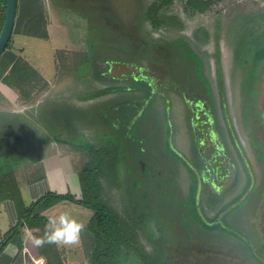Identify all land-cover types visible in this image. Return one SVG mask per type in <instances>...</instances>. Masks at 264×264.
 <instances>
[{"label":"rangeland","instance_id":"rangeland-1","mask_svg":"<svg viewBox=\"0 0 264 264\" xmlns=\"http://www.w3.org/2000/svg\"><path fill=\"white\" fill-rule=\"evenodd\" d=\"M144 1L152 6L148 27L158 37L181 39L207 60L215 107L208 104L209 116H199L203 123L208 118L210 127H204L206 131H202V126L195 130L183 98L174 94L171 115L178 127L174 126L173 132L167 125L164 103L159 99L152 112L148 110L145 115L148 126L141 119L131 136L118 127L110 134L103 128L95 132L86 129L78 138L80 142L73 133L66 136L63 125L56 123L61 120L64 124L59 108L93 103L94 99H87L89 93L109 84L125 87L127 83L93 80L94 65L100 73L106 69V61L101 56L93 64L86 20L78 22L71 10L53 0L48 12V39L28 37L21 48L23 57L19 58L25 64L24 73L17 70L11 74L16 83L10 88L0 86V195L21 198L22 191L23 203L30 204V190L43 184H35L31 189L27 186L45 174L43 160L60 165L63 162L65 168L68 163L78 173L100 151L105 166L96 178L102 197L126 223L127 249L122 255L127 260L125 264H137L141 251L156 255L158 246L162 249L161 257L165 255L164 264H264V0H209L205 10L196 9L188 0ZM82 11L89 17L95 16L84 5ZM201 23L210 27L208 39L200 31L194 38V30ZM98 48L94 51L99 52ZM111 50L114 49L107 46L101 52L107 54ZM218 56L222 57L227 77L225 112L210 69V58ZM37 69H47L46 76ZM137 93L121 89L97 99L115 103V99L133 97L140 102ZM18 114L33 119L26 126L33 128L27 130L29 133H20L19 128L13 127ZM173 139L184 149L202 179L203 215L211 218L222 212V225L239 230L261 261L255 259L242 238L207 229L195 220L202 214L201 209L190 206V172L172 153ZM82 171L76 182L53 175L54 183L59 184V190L54 192L62 193L61 187H66L67 192L74 193V187L81 198ZM250 176L253 187L247 190ZM62 213L74 218L66 209ZM133 218L140 219L141 224ZM84 239L91 255L97 241L90 228L84 232Z\"/></svg>","mask_w":264,"mask_h":264},{"label":"flooded vegetation","instance_id":"flooded-vegetation-1","mask_svg":"<svg viewBox=\"0 0 264 264\" xmlns=\"http://www.w3.org/2000/svg\"><path fill=\"white\" fill-rule=\"evenodd\" d=\"M52 1L53 0H48V3L52 5ZM56 1L57 3H62L63 9L71 10L78 22L82 20V18L86 20L88 25V46L91 51L93 64L101 58V56L104 58L103 60L106 61V69L100 71V73H98V70L95 68L96 65H94L93 80L98 83L110 80L127 83L125 87L122 86V84H109L103 89H99L98 92L89 93L90 96L87 99H94L93 103L92 101L89 104L73 103L68 104L67 107H64L65 109L59 108L62 113L61 117L64 124L60 123L61 120L56 121V123L63 125L66 136L73 133L76 136L75 140L80 142L78 138L86 129L95 132L99 131V128H103L102 130L105 133L110 134V132H114L117 127L123 129V131L129 132V136H131L132 130L135 131L137 129L141 119L146 122L145 115L148 110L152 112L153 107H156V102L159 99L164 103L163 109L167 125L171 127L173 132L174 126H176V128L178 127L177 123H174L172 119L173 116L171 115L173 113L172 106L174 104V94L183 98L188 108L187 110L191 113V120H193V127L195 130L199 128V126H202V131H206L207 128L210 127L207 123L209 119L206 118L205 123H203L199 116V114L205 117L209 116L208 104L215 107L213 82L206 71L207 60L196 55L193 49L188 48V46H185L186 44L184 45L182 43L183 41H181V39H165L158 37L147 24V21L150 19L149 13L152 9L151 5H146L144 0ZM203 1L205 2L207 0ZM83 5L86 8L89 7L90 12H93V15H95L93 18L89 17L88 13L86 14L82 11ZM198 31L204 33L205 39L210 37V27L205 23L203 25L201 23V25L194 30V38L198 37ZM107 46L114 50L110 52L107 51V54L106 52H101V49ZM96 48L99 49V52L94 51ZM210 63L212 64L210 69H213L211 72L217 81L221 108L225 112L227 111V105L225 104V98H227V77L225 78L222 57L218 56L213 58V60L210 58ZM219 63L221 64L223 72V84L221 83L219 75ZM121 89L131 90L132 92L133 90L137 91L136 98L141 101L136 102V100H133V97L118 98L113 100L116 101L115 103L105 98L97 99L107 94L117 93V91ZM95 99L97 101H95ZM54 104L55 103H53V107ZM52 110H50V112H52ZM50 112L47 113L48 118L51 115ZM225 114L229 125L228 115L227 113ZM15 120L17 125L21 127H26L29 122H33L32 118H28L21 114L15 116ZM147 126L148 124L146 122V127ZM31 129L33 128L31 127ZM230 129L232 138H235L233 128L230 127ZM178 130H180V128H178ZM19 132L26 133L27 130L19 129ZM173 140L174 143L171 144L172 153L186 166L188 163L195 170V175L197 177V189L194 194L196 201L195 206L201 209L202 214L200 215L205 217L200 205L203 183L198 169L190 163L183 151L184 149L177 144L176 139ZM234 141L235 145L240 149L241 145L239 146L236 139H234ZM217 164L216 162L213 166L216 167ZM190 177L192 181L191 173ZM191 186L192 182L190 183V190L192 191ZM195 220L197 221V219ZM240 238L250 247L251 243L248 239L245 240V237ZM250 249L252 250L251 247ZM252 252L254 254L253 250Z\"/></svg>","mask_w":264,"mask_h":264},{"label":"crops","instance_id":"crops-1","mask_svg":"<svg viewBox=\"0 0 264 264\" xmlns=\"http://www.w3.org/2000/svg\"><path fill=\"white\" fill-rule=\"evenodd\" d=\"M50 8L51 6L48 0H18L11 45L0 57V86L4 85L10 88V85L4 82L3 79L20 56L23 57L21 48L22 46L24 47V42H26L28 37L34 36L44 41L48 39V12ZM37 70L40 74L44 75L47 72V69H45L46 71L41 69ZM10 80L16 83L15 79L11 77ZM43 164L45 174L40 178L32 180L29 184L27 183V189H31L35 184L44 185L30 190L32 202L46 192L59 190L57 189L59 184L54 183L52 179L53 175L57 177L60 176L61 180L66 178V182L70 179L76 182L79 179V173L82 171L76 173L77 168H70L68 163L65 168V163L62 162L60 165L59 163L51 162L49 159L43 160ZM61 189H63L62 193L67 192L66 187H61ZM72 190L74 194L79 197L74 187ZM78 190L80 191V188H78ZM35 191L38 192L34 194ZM21 195H23L22 191L20 193L21 198L16 197V199L14 196L9 195L0 199V241L16 225L19 219L26 217V208L32 202L30 204L23 203ZM18 201H20V204ZM65 202L68 201L59 202L48 208L35 211L40 216H44L46 221H44V219L35 220V218H33L34 213L28 216L29 218L24 220V226L20 232L19 238L9 242L0 254V264H40L41 261H43V264H92L89 247L86 245L84 239V232L90 228V220L93 216V211L81 204H77V207H75V203L66 204ZM64 209L73 213L74 218L85 225L84 231L82 230L80 233L79 243L72 246H58L55 243H45L42 247H35L31 237H43L49 219L57 218L62 214ZM32 221L35 223H32Z\"/></svg>","mask_w":264,"mask_h":264},{"label":"trees","instance_id":"trees-1","mask_svg":"<svg viewBox=\"0 0 264 264\" xmlns=\"http://www.w3.org/2000/svg\"><path fill=\"white\" fill-rule=\"evenodd\" d=\"M6 2L7 0H0V27H2L5 19V11H6ZM191 5L199 10H205L208 8L210 1H203V0H189L188 1ZM1 29V28H0ZM11 45V40L8 47ZM25 64H21V59H18L14 65L11 67L9 72L4 77V82L12 85L13 82L10 80L11 74L18 70L19 74L23 72L22 68L24 69ZM24 73V72H23ZM219 75L221 79V83L223 84V72L221 64L219 63ZM14 128H21L20 130H32L31 127H21L15 123ZM29 133V131H27ZM105 166V159L103 158V154L100 151L95 153L93 162L86 165L84 170L81 173V181H82V189L83 194L82 197H77L74 193L65 192V193H58L54 191L46 192L45 194L41 195L35 201H33L27 208H26V217L19 219L16 225L2 238L0 241V254L8 245L9 242L13 240H17L20 236V232L24 226V220H27L32 213H34L33 218L35 220H43L46 221L44 216H40L36 210L39 211L41 209L48 208L60 201L68 200L76 204L84 205L93 211V216L90 220V228L94 232V236L96 238V245L92 254L90 255V259L92 264H125L127 260L122 258V255L126 253V237L124 233V228H126V223L122 222L119 215L112 209L110 205H108L101 193V186L97 180V174L102 171V168ZM188 170L192 175V191L189 197L190 204L195 205V191L197 189V177L195 175V170L191 165L187 163ZM248 174H251V171L248 167H246ZM253 179L250 176L248 178L247 183V190L252 188ZM5 194H1L0 198H5ZM222 212H219L214 217L208 218L203 217L200 214L197 215V221L202 224L207 229H219L226 233L243 237L241 232L231 225H222L221 215ZM144 216V215H142ZM143 218V217H142ZM224 218V217H223ZM134 219V218H133ZM134 221H136L134 219ZM31 222V221H30ZM140 223V219L136 221ZM32 223H35L32 221ZM191 238V236H190ZM158 241V240H156ZM158 245L160 244L159 241L156 242ZM162 249L158 246L156 255L150 256L145 251H141V254L138 256V263L137 264H164L165 255L162 256ZM165 254V253H164ZM255 259L261 261L255 254H253Z\"/></svg>","mask_w":264,"mask_h":264},{"label":"clouds","instance_id":"clouds-1","mask_svg":"<svg viewBox=\"0 0 264 264\" xmlns=\"http://www.w3.org/2000/svg\"><path fill=\"white\" fill-rule=\"evenodd\" d=\"M85 225L69 216L67 213L60 214L57 218L49 219L43 237L32 236L35 247H42L45 243H55L58 246H72L79 243L80 233ZM43 264V261L40 262Z\"/></svg>","mask_w":264,"mask_h":264},{"label":"water","instance_id":"water-1","mask_svg":"<svg viewBox=\"0 0 264 264\" xmlns=\"http://www.w3.org/2000/svg\"><path fill=\"white\" fill-rule=\"evenodd\" d=\"M18 0H7L5 19L0 31V57L8 48L15 26ZM264 117V111H263Z\"/></svg>","mask_w":264,"mask_h":264}]
</instances>
